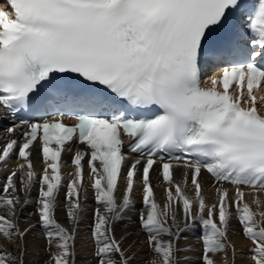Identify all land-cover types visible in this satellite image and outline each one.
Wrapping results in <instances>:
<instances>
[{"label":"snow or ice","instance_id":"6c2138e0","mask_svg":"<svg viewBox=\"0 0 264 264\" xmlns=\"http://www.w3.org/2000/svg\"><path fill=\"white\" fill-rule=\"evenodd\" d=\"M206 63L219 71L202 81ZM9 116L0 165L19 162L0 191V264H28L41 239L42 264H77L86 221L92 264H187L198 224L197 264H238L234 218L246 264H264V0H0ZM138 185L136 228L118 236Z\"/></svg>","mask_w":264,"mask_h":264},{"label":"bare ground","instance_id":"6f19581e","mask_svg":"<svg viewBox=\"0 0 264 264\" xmlns=\"http://www.w3.org/2000/svg\"><path fill=\"white\" fill-rule=\"evenodd\" d=\"M8 138L6 133H2L0 131V145L5 143L6 139ZM75 148L73 149V151ZM65 161L67 166L64 168V172L68 173L71 172L73 169L70 165L71 161V154H63L62 157ZM19 161L15 156H12L8 162L7 165H0V191H2L3 182L6 178V175L8 174V171L15 167V165ZM33 162L34 167L39 172L43 166L42 158L39 157L38 154H34L33 156ZM158 171V170H157ZM153 178V184L155 187L156 195L158 199H163V189L164 185L161 181L156 179V173H151ZM176 178L180 179L179 172L176 173ZM203 181L205 184V196L207 198L208 203H213L215 201V191L212 187L213 181L211 177L207 173H203ZM87 183V179H86ZM191 186H189L190 190ZM38 195V187L33 190L31 193V197L35 199V197ZM135 200H136V207L128 212L125 222L119 226L117 235L119 236L122 232L127 230L128 232L133 231L136 228V220H137V214L141 208V202H142V186H137L135 191ZM88 205L89 207H94V199H93V193L91 190L88 192ZM63 198V193H61V199ZM250 199V197H249ZM34 211V204L28 206L25 209V215L22 217V220L27 219V214ZM58 219L60 222L65 221V217L62 213V211L58 210L57 213ZM35 219V218H33ZM90 223V221H86L85 224L81 226V240L77 241V249H78V255H77V264H92L91 262V244L85 243L84 239L87 237V224ZM36 235H39V229L36 230ZM199 236H200V225L198 224L196 226V229L185 233L184 238H182L181 244L186 249L181 255L184 257H187V264H197V255L200 251V242H199ZM137 238V237H133ZM31 241V237L29 238ZM138 239L141 241L144 239L143 235H139ZM230 239L235 242L236 247L238 249V252L240 253L238 255V264H246V261L248 259L249 253H248V245L249 241H247L246 238H244L241 234V227L238 224V221L234 218L231 221L230 226ZM43 246L44 241L38 240L36 243L31 244L29 247V255L27 257L28 264H41L43 260L45 259V255L43 253ZM142 255L147 258L150 254L147 252L142 253Z\"/></svg>","mask_w":264,"mask_h":264},{"label":"rangeland","instance_id":"374dc122","mask_svg":"<svg viewBox=\"0 0 264 264\" xmlns=\"http://www.w3.org/2000/svg\"><path fill=\"white\" fill-rule=\"evenodd\" d=\"M41 264H42V262H41Z\"/></svg>","mask_w":264,"mask_h":264}]
</instances>
